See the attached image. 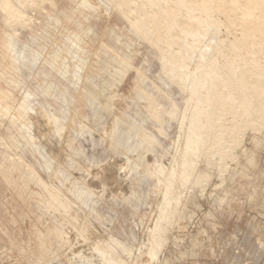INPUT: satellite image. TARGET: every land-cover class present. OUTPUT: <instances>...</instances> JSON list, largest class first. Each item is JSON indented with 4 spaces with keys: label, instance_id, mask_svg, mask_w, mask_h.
Returning a JSON list of instances; mask_svg holds the SVG:
<instances>
[{
    "label": "rangeland",
    "instance_id": "1",
    "mask_svg": "<svg viewBox=\"0 0 264 264\" xmlns=\"http://www.w3.org/2000/svg\"><path fill=\"white\" fill-rule=\"evenodd\" d=\"M104 1L0 0V264H264V0Z\"/></svg>",
    "mask_w": 264,
    "mask_h": 264
},
{
    "label": "bare ground",
    "instance_id": "2",
    "mask_svg": "<svg viewBox=\"0 0 264 264\" xmlns=\"http://www.w3.org/2000/svg\"><path fill=\"white\" fill-rule=\"evenodd\" d=\"M88 0H79V8L84 11L85 8H86V3H87ZM93 2L91 4H93L94 6H98L100 4H103L105 1L104 0H92ZM233 4L235 5H240L242 3V0H230ZM251 4H246L243 6V8L241 9L243 11V13H245L246 16H249L251 15V8L253 6H257L260 2V0H251ZM259 6V5H258ZM0 9L3 10V7H2V2H0ZM103 11L106 12V10L103 9ZM191 12V11H190ZM189 12V10L187 11V16L190 17L191 16V13ZM260 12H262L263 16H264V5L260 3ZM152 28H153V32L154 34L156 35L157 38H159L160 40H162V36H163V29L161 27V25L155 21H152ZM200 54H203L201 51L199 52V55ZM202 57V56H201ZM75 65H76V68L78 67V65H80V61L78 62V60H75ZM89 73L91 75L94 74V71L92 69H89ZM206 76H208L210 74V72H204ZM202 74V73H201ZM200 74V75H201ZM193 76H196V74H192ZM203 75V74H202ZM74 77L76 79H78V75L77 74H74ZM7 143V142H6ZM24 156V155H23ZM181 173V172H180ZM93 258V257H92ZM160 262V261H159Z\"/></svg>",
    "mask_w": 264,
    "mask_h": 264
},
{
    "label": "crops",
    "instance_id": "3",
    "mask_svg": "<svg viewBox=\"0 0 264 264\" xmlns=\"http://www.w3.org/2000/svg\"><path fill=\"white\" fill-rule=\"evenodd\" d=\"M70 62L68 63V67H65V70H70L71 68H69L70 66ZM0 193L1 195H5L7 196L8 192H9V188L6 185V180H4L3 176L0 177ZM24 182V181H23ZM23 193V192H21ZM6 230L8 231V224H7V228ZM8 233L6 234L5 238L0 239V251H2L5 247H7L9 245V239L7 237Z\"/></svg>",
    "mask_w": 264,
    "mask_h": 264
}]
</instances>
